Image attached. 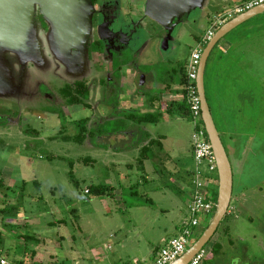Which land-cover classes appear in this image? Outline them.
I'll list each match as a JSON object with an SVG mask.
<instances>
[{"label": "rangeland", "instance_id": "obj_1", "mask_svg": "<svg viewBox=\"0 0 264 264\" xmlns=\"http://www.w3.org/2000/svg\"><path fill=\"white\" fill-rule=\"evenodd\" d=\"M201 25L205 26L204 30L208 27L204 19ZM232 32L211 54L210 61L214 58L217 61L212 65L210 76L208 73L207 83L213 97L210 101L215 124L233 168V197L229 214L213 239L220 236L222 253L217 259L204 260L203 264H231V258L247 264L264 261V14ZM89 35L73 50L63 51L49 32L35 26L23 47L15 51L0 47V236L5 245L0 253L12 262L17 242L22 244L21 249L26 247L25 259L31 262L42 263L45 257L56 262L71 246L75 248L68 252L72 259L90 258L93 247L105 252L108 246L116 250L117 238L125 232L138 231L143 234L140 238L145 239L151 233L145 225L147 220L152 225L169 222L162 211L171 209L172 193H159L154 190L157 184L150 182L134 187L140 181L136 175H140L137 164L140 154L133 146L135 138L127 145L109 143L107 136L94 144L88 139L84 145L52 138L60 132L62 122L44 110L59 106L60 90L76 81L91 82L103 76L89 59ZM180 35V49L175 51L178 61L189 59L195 45L189 39V32L182 31ZM161 37L151 38L146 45L140 41L131 48L134 51L136 46L143 47V62L153 64L148 69L170 72L179 64L168 69L165 59L169 60L170 54L163 53ZM224 40L234 46L230 53L224 54L221 50ZM103 90L100 86V91ZM244 93L248 94L240 102ZM251 96L252 101L248 100ZM92 97L90 103L95 107L99 95ZM107 100L101 105L100 119L109 115L107 102L113 105L117 101L116 97ZM65 110L69 116L67 133L71 136L77 133L73 122L90 118L92 124V115H98L96 110L81 107ZM25 119L28 123H21ZM120 123H107L103 128L106 135ZM180 124L179 133L167 124L161 125V131L174 136L172 141L183 144V159L191 166L193 158L187 152L193 127L188 120ZM27 125L37 133H25ZM126 175L133 179L125 181ZM167 179L166 176L164 181ZM100 184L115 187L114 196L101 198L86 193L90 186ZM150 191L154 193L147 194ZM147 199L153 206L143 204ZM179 200L183 206L182 199ZM211 218L201 216L193 243L204 233ZM223 230L229 234L224 235ZM153 234L159 238L158 230ZM213 241L205 249L211 250ZM33 252L41 259L34 258Z\"/></svg>", "mask_w": 264, "mask_h": 264}, {"label": "crops", "instance_id": "obj_2", "mask_svg": "<svg viewBox=\"0 0 264 264\" xmlns=\"http://www.w3.org/2000/svg\"><path fill=\"white\" fill-rule=\"evenodd\" d=\"M243 1L245 0H211L207 7L192 13L193 16L188 24L184 26L181 24L178 25L176 31L172 35L173 39L169 41V47H167L166 50H163V53H166V55L170 54L169 60H167V58L165 59L167 63H171L170 66L173 65L174 67L176 64H179L177 65V68L172 69V73L161 69H148L153 64L151 63V65H148V63L143 62V55H141L136 69L132 66H128L127 70L122 73L123 81L120 94V101L122 105L118 107L114 105L112 113L116 115L109 119V123L117 122L121 120L120 118L132 113H137L139 115L147 113H160L161 120L158 123L138 126L134 123L127 122L123 118L122 120L127 123L126 131L119 134L111 132L110 135H106L107 140L109 143L113 142L114 145L123 143L124 145H127L135 138L136 142L133 146L139 152L140 156L143 149H147V155H150V157L144 162V168L141 169L138 167L140 175H136L138 177L137 179L140 181H138L134 187L150 182L151 185L152 183L157 184L154 190H157L159 193H172V195L176 198H173L172 196L170 199L172 203L171 209H163L162 211V213H165L164 215L169 219V222L167 224L159 223V225H152L147 220L145 225H147V229H151V233L145 239L142 240L140 238L143 237V234L138 231L125 232L122 237L117 238L116 250L111 248V246H108L109 250L108 252H105L101 248L93 247L90 251L89 249L86 250V252L89 251L91 255L90 258L76 256V258L72 259V255L68 254V252L71 250L75 251V248H72L73 246H71L68 247L66 255L61 254L59 259H55L56 262L54 260H47L46 257L44 259L45 261H42V263L40 261L31 262L25 259L28 254L26 247L23 246L25 250L22 252L20 248L22 247V244L17 242L14 254L16 256H14L15 258H12L13 261H23L25 264H61V262L64 261H70L68 264H137V262L142 264L143 262H147L152 259L157 252L169 242L170 239L179 234L183 223H185L189 218L188 201L192 189V170L194 168V161L193 164L189 166L183 159L185 157L184 154L181 153V151L184 150V148L181 147L183 144L172 141L174 140V136L172 138L167 133L161 131V125L163 124L175 127L177 133H179L181 128L180 121L188 120L191 124L186 111L187 105L182 86L183 73L181 71V67H179L184 65L187 59L185 58L182 61H178L175 56V51L180 49V33L185 31L186 33L189 32V39L191 38L195 43L193 49L190 47V49H192L191 53L192 51L194 52L202 44L207 31L215 19L225 15L234 8L241 6ZM202 19L206 20L208 26L205 30V26L201 25ZM186 44L190 43L186 42ZM233 47L232 43L224 40L221 50L224 54H227L228 51L230 53ZM210 59L211 55L205 72V89L213 116L210 101L213 97H211L209 92L210 85L207 83V77L208 73L210 76L212 65L214 61L216 62L217 60L214 58L210 61ZM141 63H143L142 67ZM168 69H170V67ZM247 94L248 93H244L240 96V102L244 100L242 97ZM249 99L252 101V96L251 98H248V100ZM121 125L122 122L118 127L114 128H119ZM111 128L113 130V127ZM184 147L188 148V146L185 145ZM187 153H190L193 158L192 142L190 143L189 151ZM130 168L132 169V167ZM166 176L168 179L167 181H164ZM132 179L133 177L131 175H126L125 181L129 182ZM106 182L111 183L109 180ZM211 186L214 187V184ZM130 187L133 188L132 186H129V188ZM174 192L176 193L174 194ZM151 193H154V191H150L147 194ZM179 198L182 199L183 206H181ZM118 201H121V198ZM143 204L153 206V203H151L149 199H147ZM133 206H136V204ZM120 230L121 229H119V231ZM157 230L160 233L159 238L158 235L154 236L153 234ZM163 231L164 234H161ZM158 244L159 246L156 247ZM2 250L4 251V249H1L0 252L3 253ZM34 254V258L41 259L37 253ZM10 255L8 253V256ZM18 256L19 258H17Z\"/></svg>", "mask_w": 264, "mask_h": 264}, {"label": "water", "instance_id": "obj_3", "mask_svg": "<svg viewBox=\"0 0 264 264\" xmlns=\"http://www.w3.org/2000/svg\"><path fill=\"white\" fill-rule=\"evenodd\" d=\"M211 0H149L145 15L158 22L167 33L162 50L176 31L184 16L208 6ZM40 14L49 27V35L63 51L73 50L82 43L91 29L92 6L86 0H0V47L15 51L23 47L36 14ZM264 14V4L248 10L224 23L205 46L199 64L197 89L201 102L202 120L212 146L218 170L216 208L211 221L190 248L172 264H190L193 258L210 243L219 226L228 215L234 175L227 150L216 127L206 96L205 72L211 53L227 34L245 22Z\"/></svg>", "mask_w": 264, "mask_h": 264}, {"label": "flooded vegetation", "instance_id": "obj_4", "mask_svg": "<svg viewBox=\"0 0 264 264\" xmlns=\"http://www.w3.org/2000/svg\"><path fill=\"white\" fill-rule=\"evenodd\" d=\"M86 1L90 3L93 11L91 29L89 31L90 35L88 36L89 38L88 49L90 51L89 59L90 61H93L94 64H96V67L100 69L99 74L102 73L103 76L102 78L100 76H97L91 82L76 81L72 84L66 85L64 88L60 90L62 99L59 100V106H56L55 108L48 107L44 110V113L54 114L62 122L60 126V132H58L55 136L52 137L54 140H63L62 139L63 137L71 136L67 133L68 123L67 122L63 123V120L59 116L60 115L59 112L63 113V115L66 117L67 120L69 117L68 113L65 110L67 107L68 108L81 107L82 109L91 110L92 112L96 110L98 112V115L95 114L92 115V119H93L92 124H90L91 122L90 118H83L88 120L87 128L88 130H90L91 134L88 135L85 142L80 145H84L88 139H90L93 142L92 144H94V142L98 143L97 141L100 140L101 137L104 138L106 136V131H104L103 128L107 123H109V119L116 115L113 114L111 111L114 105L117 107L121 105L120 94H121V86L123 81L122 73L127 70L128 66H132L134 69H136L140 57L142 55L141 52L143 50V47L139 46V48H137L136 46L134 51L132 50L131 47L137 45L138 43H140V41H142V43H140L141 45L142 44L146 45V42L153 37L157 38V36L159 35V38L162 36L161 39H164L167 35V33H165V31L163 30L164 28L158 22L152 20L151 18L145 15L147 3L149 0H86ZM244 2L245 1H243L241 5ZM192 16H193L192 14L189 16L187 15L184 16L179 24L183 26L188 24ZM34 24L35 26L38 27L40 31L48 34L49 27H47L44 24L38 13L35 16ZM171 39H173V37H171L170 40ZM167 47H169V42L166 43L163 50H166ZM190 58L186 60L184 65L180 66L181 71L183 73L182 81L184 80V78H186L187 64ZM100 62H103L105 64L102 65ZM168 64L170 66L171 63ZM172 67L173 65L170 66V68ZM118 69L119 72H117ZM170 72L172 73V70ZM96 80H98V84ZM185 83H186V79H185ZM80 84H84L89 92V97L87 100H85V102L89 104V107H85L83 104H75V105L68 104L69 98L65 95L64 90H67L68 92H72L73 95L78 96V94L76 93V89L81 88ZM100 86L104 88V90L102 91L103 94L100 91ZM93 94L99 95V100H96L95 107L92 106V102L90 103V100L92 101L94 97V96L92 97ZM102 96L104 97V101L102 100ZM115 97L117 101H115L113 105L110 104V101L107 102L108 103L107 108H110L111 113L109 112V115L107 114L106 118L100 119V115L102 114V112L100 111L101 105H104V102L108 101L107 98L114 99ZM49 98L50 97L47 96V99ZM107 108L105 107V109ZM187 113H188V118L190 120L189 109ZM132 114H137V113H132ZM75 122H73L72 125L77 130ZM21 123L23 124L28 123L27 119L22 120ZM25 133H30L35 135L37 132L36 129L32 128L29 125L28 128L25 130ZM77 133L75 135H77ZM191 142H192V136H191ZM231 259H232L231 264H242L244 262L246 263V261H242L240 259L238 260V258H231ZM234 259L236 260L235 263H234L235 261ZM263 262L261 260L253 264H262Z\"/></svg>", "mask_w": 264, "mask_h": 264}, {"label": "built area", "instance_id": "obj_5", "mask_svg": "<svg viewBox=\"0 0 264 264\" xmlns=\"http://www.w3.org/2000/svg\"><path fill=\"white\" fill-rule=\"evenodd\" d=\"M264 4V0H245L239 6L215 19L207 31L202 44L193 52L186 70V83L183 86L184 98L190 112V122L193 126L192 148L194 168L192 170V189L188 201V220L183 223L179 234L173 237L149 261L142 264H172L178 260L193 244L192 240L202 217H210L216 208L215 192L218 190L217 164L212 146L208 140L202 120L201 102L197 89L199 64L203 50L214 37L217 30L228 20ZM214 184V187L211 186ZM88 190L86 193L88 194ZM229 211V210H228ZM206 250L202 249L190 264H203ZM0 264H15L0 253ZM39 264V263H35Z\"/></svg>", "mask_w": 264, "mask_h": 264}, {"label": "trees", "instance_id": "obj_6", "mask_svg": "<svg viewBox=\"0 0 264 264\" xmlns=\"http://www.w3.org/2000/svg\"><path fill=\"white\" fill-rule=\"evenodd\" d=\"M39 16L41 17L42 21L44 22V24L48 27V25L45 23V21L43 20L42 16L39 14ZM117 72H119V69L117 70ZM120 75V74H119ZM185 79L182 82V85L185 84ZM81 88H77L76 89V93L78 94V96L73 95L72 92H68L67 90H64L65 95L69 98L68 100V104L69 105H75V104H83L85 107H89V104L87 102H85V100L88 99L89 97V92L86 89V86L84 84H80ZM81 97V98H80ZM186 111L188 112V108L186 107ZM60 113V117L63 120V123L66 122V117L63 115V113ZM127 122H132L135 125H146V124H151V123H158L161 120V114L157 113H147L144 115H139V114H129L123 117ZM123 118H120L121 120H119L120 122H122V125L119 128H113V130H111L112 133L114 134H119V133H123L124 131H126L127 129V123L124 122V120H122ZM76 128L78 130L77 135L71 137V136H66L63 137L62 139L66 142H73V143H77V144H83L87 138L88 135L91 134L90 130H88L87 125H88V120L87 119H83L80 121L75 122ZM147 149L144 148L143 152L141 154V156L139 157L137 164L139 168H144V162L146 160L149 159L150 155H147ZM90 161V160H89ZM132 167V166H130ZM71 176H73L72 172H71ZM72 178V177H71ZM217 180H218V175H217ZM0 185H2V182L0 181ZM37 185V184H36ZM90 194H93L96 197H101V198H112L114 196V191H115V187L111 186V185H106V184H100L97 186H90L89 189H87ZM217 195L218 193L215 192V200L217 201ZM134 205V204H132ZM226 219V217H225ZM224 219V220H225ZM218 232V231H217ZM217 232L215 233L214 237L216 236ZM225 233V234H224ZM223 234L227 235L228 230H223ZM220 235V234H219ZM214 237L211 239L210 242L213 241ZM213 245L211 250H206V259H210V257L214 259H217L221 253H222V249L223 246L220 243V236H217L216 239L213 241ZM233 244V242H232ZM5 245H4V240L2 239V237L0 236V250L4 249ZM22 252H24L25 249H21ZM34 252L32 253V256H34ZM15 264H25L23 261H14Z\"/></svg>", "mask_w": 264, "mask_h": 264}]
</instances>
